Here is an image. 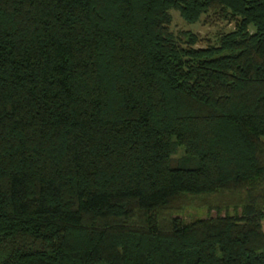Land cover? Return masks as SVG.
<instances>
[{
    "label": "trees",
    "instance_id": "trees-1",
    "mask_svg": "<svg viewBox=\"0 0 264 264\" xmlns=\"http://www.w3.org/2000/svg\"><path fill=\"white\" fill-rule=\"evenodd\" d=\"M263 221L264 0H0V264H264Z\"/></svg>",
    "mask_w": 264,
    "mask_h": 264
},
{
    "label": "rangeland",
    "instance_id": "rangeland-1",
    "mask_svg": "<svg viewBox=\"0 0 264 264\" xmlns=\"http://www.w3.org/2000/svg\"><path fill=\"white\" fill-rule=\"evenodd\" d=\"M172 15V22H171V28L173 30L178 29H186L190 30L191 32L195 33L199 41L196 43V46H203L206 44V42L203 41V39H213L219 32L228 31L232 29L233 24L226 21H219L216 23H205L203 21V18L195 23H188L184 21L179 13L177 11H171ZM232 211V210H231ZM182 217L188 221L196 217H204L207 215L215 216L216 211L215 210H207L205 207H186L183 210ZM223 214V213H222ZM263 227H264V221H263Z\"/></svg>",
    "mask_w": 264,
    "mask_h": 264
}]
</instances>
